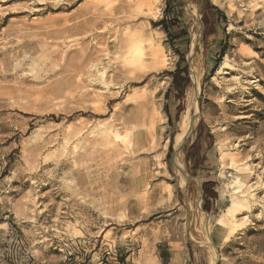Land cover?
<instances>
[{"label":"rangeland","instance_id":"374dc122","mask_svg":"<svg viewBox=\"0 0 264 264\" xmlns=\"http://www.w3.org/2000/svg\"><path fill=\"white\" fill-rule=\"evenodd\" d=\"M122 1L0 0V264H264V0H210L207 36V0L69 29ZM134 23L169 65L110 47Z\"/></svg>","mask_w":264,"mask_h":264},{"label":"bare ground","instance_id":"6f19581e","mask_svg":"<svg viewBox=\"0 0 264 264\" xmlns=\"http://www.w3.org/2000/svg\"><path fill=\"white\" fill-rule=\"evenodd\" d=\"M159 4V3H158ZM157 5H155L153 3L152 0H124L122 2H120L116 8L114 10H111L108 13H100L99 15L94 16H90L91 18H85L84 20H82L80 23H78L75 26H72L71 28L69 27V29H77L78 31L81 29L83 31H89L90 30H94V27L98 24L101 23L102 21H104V16L107 14L110 16L109 19L116 21L118 23H125V22H129L128 20L131 18L129 16H127V14L129 15H135V16H141L143 17L144 15L148 14V15H155L156 14V7ZM159 7V6H158ZM116 13L119 14H123L121 17H116L114 18V16L116 15ZM159 13V11H158ZM157 15V14H156ZM87 16V15H86ZM133 18V17H132ZM131 18V19H132ZM138 19V18H137ZM133 20V19H132ZM139 20V19H138ZM137 20H134V22H136ZM142 21V25H143V19H141ZM140 22V21H138ZM104 23V22H103ZM131 23V21H130ZM127 23H125L126 25ZM128 27V26H127ZM148 27V26H147ZM128 29V28H127ZM130 29V28H129ZM80 30V32H81ZM118 38V37H117ZM155 38L152 36V34L149 32V30L147 31V29H145L142 26L136 25L135 23L131 25V29L130 31L125 34L124 36H122L121 38L117 39L115 42L112 43V45H110L111 48H115L116 50L122 51L124 53V57H126L127 59L129 58L131 65L135 66L136 68H138V70L140 69L141 71H152V70H157L162 68V67H166L168 64V60L164 54L163 49L156 43V41L154 40ZM107 42V40H106ZM194 43V42H193ZM108 47V46H107ZM106 47V48H107ZM107 51V50H106ZM83 52V51H82ZM120 53V52H119ZM91 55H93L92 53H88L85 56V59L88 60ZM84 63V62H83ZM82 63V64H83ZM89 63V62H88ZM97 63V61H96ZM103 63V62H102ZM125 64V63H124ZM93 65V67L95 68L97 66V64H91ZM99 65V64H98ZM129 65H127V67L125 66L124 68H128ZM224 66V65H223ZM83 67V66H82ZM123 67V66H122ZM222 67V66H221ZM97 68V67H96ZM196 68V67H195ZM227 68V67H226ZM99 69V68H98ZM104 71L106 70L105 68H103ZM97 70V69H96ZM122 70V69H121ZM125 71V70H124ZM98 72V71H97ZM127 74L130 75L132 72H134L133 69H130L128 73V71L126 70ZM123 73V72H122ZM135 73V72H134ZM136 74V73H135ZM97 75V73H96ZM126 75V73L124 74ZM132 76V74L130 75ZM129 77V76H128ZM139 77V76H138ZM194 77V75H193ZM195 79V78H194ZM105 82V81H104ZM107 83V82H105ZM196 83V82H195ZM109 87V86H108ZM196 88L197 92L199 90L198 85L195 84L194 89ZM195 90V91H196ZM199 94V93H198ZM230 95L235 94V92L230 91L229 92ZM196 95V94H195ZM198 96V95H196ZM196 98V97H195ZM197 102V101H195ZM194 103V102H193ZM196 104V103H195ZM148 105V104H147ZM156 107V106H154ZM193 107V106H192ZM151 109V108H150ZM156 109V108H155ZM153 111V110H152ZM144 112V111H143ZM147 112H145V116ZM196 113V110H195ZM152 114V113H151ZM143 116V117H145ZM241 117H246V116H241ZM186 119V118H185ZM190 120V118H188ZM150 120L153 124H155V117H154V111H153V115L150 117ZM187 123H185V128L183 129L185 132L186 130H192L193 125H194V119L193 117L191 118V121H189ZM146 121V120H145ZM182 121V120H181ZM185 121V120H184ZM151 123V124H152ZM121 124V123H120ZM119 125V124H118ZM157 129L156 127L154 128V133L151 132L150 135H145L144 138L142 139V143L143 144H147V139L151 138L153 140V135L157 134ZM184 137V134H180L178 140L180 141V143L182 142ZM121 138V137H120ZM155 138V137H154ZM185 140V139H184ZM178 141V142H179ZM159 142V141H158ZM151 143V142H150ZM155 143V142H154ZM183 143V142H182ZM141 144V143H140ZM142 144V145H143ZM150 145V144H149ZM158 145V143H157ZM116 147V146H115ZM153 147V146H152ZM162 147V146H161ZM149 148V147H148ZM120 151V150H119ZM161 151V150H160ZM245 166V165H244ZM261 168H264V166L262 165ZM242 169V168H241ZM240 170V169H239ZM242 177H244L245 179L248 178L249 176V172L251 173V168L246 165V167L242 170ZM241 172V171H240ZM239 178V177H237ZM243 180V179H242ZM248 180V179H247ZM239 181V182H238ZM236 181V183H240V180ZM245 181V180H244ZM247 182V181H245ZM239 186V185H238ZM247 187V186H246ZM252 189V188H251ZM249 190V189H248ZM245 190L244 192H242L244 195H246L245 193L248 191ZM251 192V191H250ZM242 195V194H241ZM238 199V198H237ZM242 199V197H241ZM252 194H248L245 197H243V202L234 200L232 202V205L229 206L227 208V210L225 211V213L219 218L218 220V224L220 226H227L231 228H234V226L237 224L235 222L237 221V215L240 214L241 210L243 209L242 206L245 205V208H248L249 205L252 203ZM244 203V204H243ZM242 208V209H241ZM249 209V208H248ZM251 209V208H250ZM247 218V217H246ZM232 223V224H231ZM235 223V224H234ZM229 234V233H228ZM226 239V238H225ZM216 248V247H215Z\"/></svg>","mask_w":264,"mask_h":264},{"label":"trees","instance_id":"16d2710c","mask_svg":"<svg viewBox=\"0 0 264 264\" xmlns=\"http://www.w3.org/2000/svg\"><path fill=\"white\" fill-rule=\"evenodd\" d=\"M219 18L224 19L226 17L217 5L213 4L210 0H207L204 5V16L202 18L203 23L205 25L204 36L217 33L220 24ZM222 29L226 30L224 24H222ZM165 30L169 32V29L166 28ZM179 35L182 36V33H179ZM183 72L184 75L182 74ZM187 74L188 73L186 68L178 67L174 72L171 73V75L173 76V84L176 85L182 78L187 79ZM211 185V183L205 182L203 184V190L205 196L215 199L217 198V194L214 189H208Z\"/></svg>","mask_w":264,"mask_h":264}]
</instances>
